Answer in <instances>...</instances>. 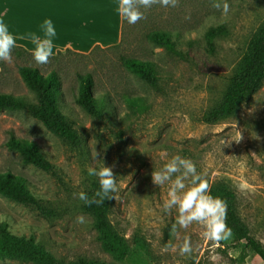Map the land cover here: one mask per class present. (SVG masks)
<instances>
[{
    "label": "rangeland",
    "instance_id": "1",
    "mask_svg": "<svg viewBox=\"0 0 264 264\" xmlns=\"http://www.w3.org/2000/svg\"><path fill=\"white\" fill-rule=\"evenodd\" d=\"M44 1L46 19L53 21L57 33L73 35L66 2ZM227 2V15L212 8L210 0H179L177 7L167 8L153 5L142 9L146 18L137 24L123 20L122 37L117 43L96 45L88 51L65 48L43 66L25 52L12 53V63L3 62L0 68V92L30 94L19 74L20 65L37 67L44 74L56 70L67 111L75 120L77 141L56 136L23 111H0V172L25 176L42 204L54 212L46 216L36 207L0 195V221H8L12 232L33 237L65 261L86 258L117 264H264L246 248L245 241L232 238L216 246L203 239L201 225L179 229L178 238L170 235L177 212L163 210L169 184L156 186L151 179L152 171L161 169L175 155L192 159L210 187L225 182L235 191L239 214L264 244V81L235 114L215 123L203 120V114L222 99L251 39L264 25V0ZM218 24H224L229 33L217 38L216 49L210 52L204 35L209 26ZM155 29L180 32L178 47L184 57L155 46L148 39ZM123 55L156 62L159 87H150L128 71L122 64ZM87 73L93 75L94 92L108 95L116 106L112 117L92 118L75 103L78 75ZM126 96L142 98L146 108L129 104ZM12 134L36 142L54 163L55 172L25 164L19 153L8 149L6 142ZM94 151L101 153L98 159H93ZM103 166H112L117 180L109 218L130 246L122 262L115 261L104 249L92 217L82 210L83 201L75 195L99 185L98 178L89 176L87 169ZM78 216L85 222L78 223ZM184 237L192 242L191 257L179 255L178 250L163 251L169 241L178 249ZM0 264L35 263L0 259Z\"/></svg>",
    "mask_w": 264,
    "mask_h": 264
},
{
    "label": "trees",
    "instance_id": "2",
    "mask_svg": "<svg viewBox=\"0 0 264 264\" xmlns=\"http://www.w3.org/2000/svg\"><path fill=\"white\" fill-rule=\"evenodd\" d=\"M228 33L229 29L224 24L209 26L204 35L208 50L214 52L216 39ZM148 39L155 46L164 48L172 55L179 57L185 55L178 47L181 42L180 32L155 29L149 32ZM21 52L32 55V52L19 45L13 49L12 53ZM122 64L150 87H159L160 77L156 62L123 55ZM3 66L4 63L0 61L1 70ZM18 71L30 94L0 92V111H23L41 121L56 136L69 141H77L75 120L67 111L69 107L64 98L59 73L51 70L48 74H44L31 65H20ZM263 81L264 25L251 39L239 67L229 79L222 99L203 114V120L207 123H215L235 114L241 104L249 100L261 88ZM74 101L89 116L99 120L112 117L116 111V106L109 100L108 95H97L94 92V78L90 73L78 75V89ZM126 101L141 110L146 108V103L138 96H126ZM6 146L19 153L25 164H32L47 172H55L54 163L33 140L12 134ZM32 186L31 181L25 176L12 172H0V195L17 203L36 207L43 215L53 216L54 212L42 204V200L33 191ZM98 189L99 185L95 184L85 193L91 197ZM211 194L227 201V224L234 232L232 238L235 241H245L246 248L264 262V244L252 234L250 226L239 214L235 191L227 183L219 182L211 186ZM110 207V200H106L99 206L95 204L86 206L83 202L82 210L92 217L104 249L112 255L115 261L122 262L128 257L130 246L127 238L112 224L109 218ZM0 259H16L35 264H117L86 258L74 261L59 259L37 243L33 237L12 232L6 220L0 221Z\"/></svg>",
    "mask_w": 264,
    "mask_h": 264
},
{
    "label": "clouds",
    "instance_id": "3",
    "mask_svg": "<svg viewBox=\"0 0 264 264\" xmlns=\"http://www.w3.org/2000/svg\"><path fill=\"white\" fill-rule=\"evenodd\" d=\"M162 7H177L179 0H117L116 13L129 25H135L145 19L142 9H150L153 5ZM211 7L227 15L230 5L227 0H210ZM190 17H186L188 19ZM42 35L30 32L24 35H16L10 31L9 25L0 17V61L11 64L13 49L18 46V40H28L34 45L32 56L38 66L47 65L55 55L57 48L54 39L57 31L51 19H45L40 26ZM241 136L235 140L239 142ZM224 146H230L224 143ZM93 159H98L101 153L94 151ZM89 176L98 178L99 189L89 197L85 192H80L78 198L86 206L93 204L99 206L106 200L116 199L113 195L118 191L116 175L112 166H103L99 169L89 167ZM151 179L154 185L164 186L169 184L167 199L163 202V210L166 213L173 209L177 212L175 223L172 224L170 235L179 237V229H188L193 224L201 225L202 238L219 246L222 241H230L234 236L232 228L227 224V201L211 194L209 182L197 171L195 162L180 155L173 156L159 170L152 171ZM78 223H84V217H77ZM177 252L181 256L191 257L194 248L189 237H184L178 246L171 241L165 244L163 251Z\"/></svg>",
    "mask_w": 264,
    "mask_h": 264
},
{
    "label": "crops",
    "instance_id": "4",
    "mask_svg": "<svg viewBox=\"0 0 264 264\" xmlns=\"http://www.w3.org/2000/svg\"><path fill=\"white\" fill-rule=\"evenodd\" d=\"M67 5L68 23L75 33H57L54 43L56 53L65 48L88 51L96 45L117 43L122 37L123 20L116 13L117 0H64ZM0 17L16 35L35 32L42 35L40 26L46 19L44 0H0ZM48 18V16H47ZM106 34L112 37H106ZM17 44L32 52L34 45L28 40Z\"/></svg>",
    "mask_w": 264,
    "mask_h": 264
}]
</instances>
